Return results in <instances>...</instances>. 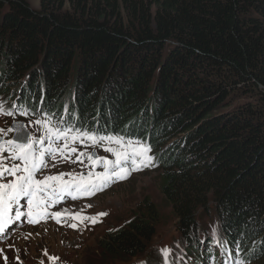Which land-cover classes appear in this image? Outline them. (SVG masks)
Wrapping results in <instances>:
<instances>
[{
	"label": "trees",
	"instance_id": "obj_1",
	"mask_svg": "<svg viewBox=\"0 0 264 264\" xmlns=\"http://www.w3.org/2000/svg\"><path fill=\"white\" fill-rule=\"evenodd\" d=\"M41 2L35 11L28 0H0L5 102L23 83L19 105L32 109L44 99L55 111L74 101L78 130L134 135L143 144L151 138L181 241L193 234L195 215L210 208L247 249L263 238L264 0ZM239 98L249 102L220 114ZM182 129L178 145L156 151ZM157 213L148 202L138 207L106 232L97 254L114 262L143 253ZM263 258L264 245L243 263Z\"/></svg>",
	"mask_w": 264,
	"mask_h": 264
},
{
	"label": "rangeland",
	"instance_id": "obj_2",
	"mask_svg": "<svg viewBox=\"0 0 264 264\" xmlns=\"http://www.w3.org/2000/svg\"><path fill=\"white\" fill-rule=\"evenodd\" d=\"M41 3V0H28L29 7L35 11L39 10ZM63 10L69 11L71 8L66 4L63 6ZM10 89L8 93L12 90L15 91L10 96L14 98L17 92L24 89V85L23 83L22 85L18 84ZM246 102H249L247 98H239L219 112L220 114L232 112ZM9 125H12L11 121L0 117V129L5 130ZM34 131L42 134L40 130L34 129ZM2 134L3 132L0 133V136ZM185 134L184 129L178 130L173 133V136L165 139L163 145L162 141L158 142L157 147L155 146L156 151L172 150V146L178 145ZM75 144L78 146L79 141ZM77 149L85 153L81 157L83 163L73 162L79 154L78 151L72 154L71 160L64 159V162L57 163L58 167L72 168L76 174H81L87 168V157L91 151H83L80 147ZM99 170L101 171V169ZM160 172L159 164L152 162L149 167L133 171L121 183L110 185L81 202L78 209L81 210V215L96 217L95 224L87 220L81 223L76 219L75 222L69 223L55 222L38 225L35 228L27 227L22 233L24 236H19L0 247V264H49L52 262L58 264H139L147 256V254L144 255L145 253L161 250L164 246L167 249V245H172L178 238L175 231H177L176 226L179 225L180 219L179 215L172 212L171 206L161 191ZM146 202L153 204L158 213L153 235L144 246L145 251L135 257H129L127 260L120 259L114 262H110L106 254H97V243L105 236L106 232L119 228L123 223L127 224L133 217L134 211L138 207H143ZM213 211L215 209L210 208L207 216H199L200 213L196 215V218L202 220L197 222L195 234L201 236L202 232L208 229L211 224L209 214L210 216L214 215ZM99 213H107V215L98 216ZM72 223L77 224V228L68 226ZM50 257L57 259L52 260ZM256 264H264V258Z\"/></svg>",
	"mask_w": 264,
	"mask_h": 264
},
{
	"label": "snow or ice",
	"instance_id": "obj_3",
	"mask_svg": "<svg viewBox=\"0 0 264 264\" xmlns=\"http://www.w3.org/2000/svg\"><path fill=\"white\" fill-rule=\"evenodd\" d=\"M21 112L27 115V112L23 109H21ZM0 114L12 115V112L5 108L2 101H0ZM30 123L32 122L30 121ZM34 123L41 124L42 122L37 120ZM43 124L46 133L44 137L35 140L31 137H25L23 140H20L19 137L23 136V132L26 129L24 125H17L16 132L18 139L16 141H5L8 145L7 149H4L3 145H0V232L4 231L3 225L6 223L3 218L13 211L14 206H16L15 217L17 220L24 216L30 223L39 222V219H32L31 211L25 213L20 210L19 206L22 199L27 200L26 207L28 208H31L35 200L47 209L61 202L66 195L71 196L72 199H77L74 193H80L85 196L94 195L97 191L104 190L105 186L109 183L127 179L133 171H139L152 165L154 158L150 155L151 147L139 140H125L123 137L113 136H97L94 133L74 130L70 127L64 129L53 128L48 121H44ZM11 130L9 129V131ZM3 131V129H0V133ZM45 140H47V147H36L37 145H43ZM84 140L91 142L93 146L104 141H107L109 145L118 146V148L109 146L104 149L106 152L114 155L115 160H109L107 157H95L94 154H89L87 158L92 162V166L102 163L105 170L101 173L90 172L87 180H85L83 175L77 177L71 173H59L54 176L48 175L43 179L37 178L48 167L46 157L56 160L59 155L61 159L71 160L72 154L77 153L79 150L76 147H70V143L83 142ZM56 141H62L63 143L60 146L53 147ZM5 151L8 152L7 156L3 155ZM84 155V152L79 151L73 162L78 161L83 163L81 157ZM7 161H12V163H7ZM52 166L55 167V164ZM9 176L12 177L10 181L8 180ZM65 176H69L71 179L65 180ZM50 182L58 183L54 184ZM88 207H91V205H88ZM65 214L66 210L64 213L57 211L50 215L54 218H59ZM48 215L46 212L45 217ZM97 215L104 216L107 213H99ZM71 216L73 219L80 220L81 223L85 220L93 224L97 222L96 217L82 216L80 212L71 214ZM8 219L10 220L11 216H8ZM57 222L61 223L62 221L58 219ZM68 226L74 229L77 228V224L75 223ZM163 252L167 256L168 250L164 249ZM50 259L55 260L57 258L50 257Z\"/></svg>",
	"mask_w": 264,
	"mask_h": 264
},
{
	"label": "clouds",
	"instance_id": "obj_4",
	"mask_svg": "<svg viewBox=\"0 0 264 264\" xmlns=\"http://www.w3.org/2000/svg\"><path fill=\"white\" fill-rule=\"evenodd\" d=\"M14 92L15 91H13L12 90V92H11V94H8L9 95V98H7V104L11 107L13 104H15V105H18L19 106V104L18 103H15V102H18V99L21 97L19 94H23L24 92H22L21 90L19 91V92H17V94L14 96V98H11L10 96L11 95H13L14 94ZM25 94V93H24ZM0 97H3L4 98V96L0 93ZM23 98V97H22ZM10 99H13V101H10ZM39 101H37V100H35V102H39V103H41L42 104V102H44V104H43V108H44V105H45V100L44 99H38ZM5 101V100H4ZM72 103H73V105L75 104L74 103V101H72ZM62 107H69V105L68 104H64V103H61L60 104ZM60 106V107H61ZM59 107V108H60ZM58 108V109H59ZM72 108H74V109H77L76 107H75V105L72 107ZM45 109V108H44ZM45 110H47V109H45ZM78 118H79V116H78ZM97 131V130H96ZM134 136V135H133ZM150 139L151 138H149V139H147V142H146V144L145 145H148V146H152L153 145V142L151 143L150 142ZM149 140V141H148ZM150 155L154 158L153 159V161L155 160L156 162H158V159H157V157L158 156H155V154H154V152L151 150V152H150ZM125 180V179H124ZM123 179L122 180H120V182H115V184H119V183H121L122 181H124ZM112 185H114V184H112ZM110 186V185H109ZM108 186V187H109ZM106 189V188H105ZM81 202H84V201H81ZM80 202V203H81ZM213 210V209H212ZM215 212V214L214 215H212V216H210V214H209V218L211 219L212 217H214V216H217V212L216 211H214ZM197 215V214H196ZM195 218H196V216H195ZM194 218V219H195ZM200 220H202V219H198V218H196V227H197V225H198V221H200ZM220 222V221H219ZM218 222V223H219ZM220 226V228H221V230H220V232L221 233H223V235H224V238H223V241H224V243L226 244V245H229V246H231V247H234L236 244H238L239 245V243L241 242V244H243L244 246H242V251H243V256H245V255H247V253H250L251 251H254V250H257V249H261L262 247H263V245H264V242H263V240H264V237L263 238H257V240H255L254 241V243H252L251 245H252V247L251 248H249V249H245L244 247H246L245 245H248V244H245V240H242V239H239V236H237V235H234V237H230L229 235H227L226 233H225V231H224V229H223V227H222V223L219 225ZM176 230L178 231V232H180L181 234H182V232L179 230V229H177L176 228ZM205 234L206 233H203L201 236L200 235H197V234H195V230H194V239H195V241H192V242H190V243H184L183 244V247L185 248V249H187L188 248V251L187 252H185L186 253V257L187 256H190V255H193V256H195L198 252H201V253H204V254H209V253H211L212 251H213V248L212 247H210V246H208L207 244H206V240L208 239V241L210 242L211 240V238H210V236L208 235V236H205ZM209 234V233H208ZM198 241H199V243L201 242L202 244L200 245L199 243H198ZM241 246V245H240ZM148 250H149V248H148ZM232 250V249H231ZM145 251V250H144ZM233 251V250H232ZM149 252V251H148ZM147 254V256L145 257V259H144V263H147V264H158L157 263V260L159 259V254L157 253V251H152V252H149V253H145L144 255H146ZM185 257V255L183 256V258L185 259L186 258ZM196 262H199V264H201L202 263V260L201 259H198V260H196ZM196 262H194V263H196ZM176 264V263H175ZM241 264H244V263H241Z\"/></svg>",
	"mask_w": 264,
	"mask_h": 264
},
{
	"label": "bare ground",
	"instance_id": "obj_5",
	"mask_svg": "<svg viewBox=\"0 0 264 264\" xmlns=\"http://www.w3.org/2000/svg\"><path fill=\"white\" fill-rule=\"evenodd\" d=\"M213 214H215V212L213 211ZM221 224V222H219L218 223V225H220ZM196 228L197 227H195V229L194 230H196ZM207 228V227H206ZM194 230H193V234L191 235V237H190V239H189V241H188V243H190V242H192V241H195V239H194ZM175 233H176V231H175ZM176 235H177V233H176ZM209 234L208 233H206L205 234V236H208ZM179 235H178V238L174 241V242H176L177 243V245H178V247H175V248H168L167 250H168V252L169 253H172V254H174V255H182V257H183V254L182 253H184V248H183V244L185 243V241H181V238L179 239ZM174 249V250H173ZM188 249V248H187ZM192 257V255H190V256H187V260H188V258H191ZM200 258V257H199ZM187 260H185V261H187Z\"/></svg>",
	"mask_w": 264,
	"mask_h": 264
},
{
	"label": "water",
	"instance_id": "obj_6",
	"mask_svg": "<svg viewBox=\"0 0 264 264\" xmlns=\"http://www.w3.org/2000/svg\"><path fill=\"white\" fill-rule=\"evenodd\" d=\"M196 216V215H195Z\"/></svg>",
	"mask_w": 264,
	"mask_h": 264
}]
</instances>
